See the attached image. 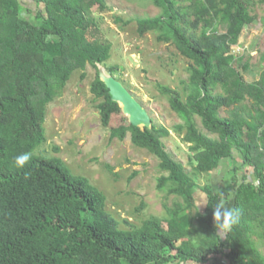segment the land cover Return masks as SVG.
<instances>
[{"label": "trees", "instance_id": "trees-1", "mask_svg": "<svg viewBox=\"0 0 264 264\" xmlns=\"http://www.w3.org/2000/svg\"><path fill=\"white\" fill-rule=\"evenodd\" d=\"M34 1L36 10L0 0V264H264V70L247 82L237 67L241 53L235 55L243 31L256 22L251 8L264 0H143L163 12L138 19L140 35L158 32L189 62L182 91L160 89L182 120L173 130L189 146L190 174L166 151L171 130L154 119L152 128L109 127L121 110L99 77V65L117 74L107 67L110 45L95 17L108 9L105 0ZM88 65L96 70L91 93L110 139L130 133L169 174L158 186L167 199L178 198L171 210L165 206L167 217L140 226L124 220L129 226L121 228L88 179L37 154L47 142L48 106ZM24 152H33L32 160L18 168L14 159ZM229 163L219 186L198 185ZM216 206L239 211L223 236Z\"/></svg>", "mask_w": 264, "mask_h": 264}, {"label": "rangeland", "instance_id": "rangeland-1", "mask_svg": "<svg viewBox=\"0 0 264 264\" xmlns=\"http://www.w3.org/2000/svg\"><path fill=\"white\" fill-rule=\"evenodd\" d=\"M105 2L108 9L96 12L95 17L106 43L110 45L107 67L116 69L117 74L113 77L148 110L157 125L171 130V135L163 138L166 151L190 174L189 146L173 130L182 120L160 89L163 85L182 91V81H187L189 76V62L179 55L172 43L161 41L158 32H149L143 37L140 35L138 19L157 17L163 12L154 2ZM251 13L256 22L243 31L235 48L236 56L241 53L237 67L249 83L257 81L264 70V6H253ZM246 64L248 69L244 68ZM95 75L96 70L90 65L85 71H75L62 96L48 106L44 126L47 142L41 145L37 154L59 158L73 175L88 179L105 195L106 212L120 222L121 228L129 226L122 222L124 220L133 226H140L152 216L165 218L168 215L165 206L171 210L178 199H167V194L158 190L159 180L169 174L162 173L161 162L155 156L133 145L130 133L122 141L110 139L108 128L101 123L98 102L94 101L91 93ZM220 116L229 117V113L221 110ZM196 122L199 129L208 134L200 119L197 118ZM122 124H129V121L120 112L112 117L109 127ZM228 168L230 163L224 164L212 178H198V185L204 187L212 182L214 186H219ZM196 191V200L202 209L205 196L200 190Z\"/></svg>", "mask_w": 264, "mask_h": 264}, {"label": "water", "instance_id": "water-1", "mask_svg": "<svg viewBox=\"0 0 264 264\" xmlns=\"http://www.w3.org/2000/svg\"><path fill=\"white\" fill-rule=\"evenodd\" d=\"M99 77L108 89L111 100L118 104L122 115L128 118L131 125L140 128L153 127V119L148 110L101 65H99Z\"/></svg>", "mask_w": 264, "mask_h": 264}, {"label": "clouds", "instance_id": "clouds-1", "mask_svg": "<svg viewBox=\"0 0 264 264\" xmlns=\"http://www.w3.org/2000/svg\"><path fill=\"white\" fill-rule=\"evenodd\" d=\"M32 157L33 152L21 153L15 157L14 165L18 168H25L32 160ZM214 218L219 236H223L227 234L236 223H238L239 211L237 209L216 206Z\"/></svg>", "mask_w": 264, "mask_h": 264}, {"label": "crops", "instance_id": "crops-1", "mask_svg": "<svg viewBox=\"0 0 264 264\" xmlns=\"http://www.w3.org/2000/svg\"><path fill=\"white\" fill-rule=\"evenodd\" d=\"M20 4L36 10L37 4L34 0H17ZM228 208V207H227Z\"/></svg>", "mask_w": 264, "mask_h": 264}]
</instances>
